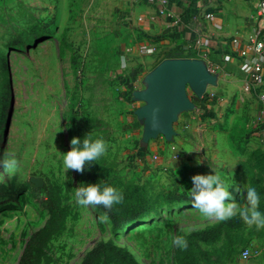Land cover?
Returning <instances> with one entry per match:
<instances>
[{
  "label": "rangeland",
  "instance_id": "1",
  "mask_svg": "<svg viewBox=\"0 0 264 264\" xmlns=\"http://www.w3.org/2000/svg\"><path fill=\"white\" fill-rule=\"evenodd\" d=\"M132 8L131 0H0V158L10 152L20 161L15 170L0 167V264H17L51 216L35 197L32 177L53 187L63 215L40 264H81L94 245L108 240L129 248L141 264H180L185 248L174 239L218 224L193 206L189 189L197 174L217 169L227 175L229 204L237 208L247 204L246 193L241 199L237 192L258 179L264 200V130L247 90L201 97L188 84L192 104L177 113L169 131L147 130V102L138 93L177 54L128 52L138 23ZM17 53L18 104L8 88L11 79L14 87ZM78 132L108 145L97 162L100 181L123 196L137 190L154 200L150 221L114 230L106 214L78 204L83 171L63 163ZM170 192L188 199L167 202ZM192 250L195 264H264V228L245 225L211 242L192 240Z\"/></svg>",
  "mask_w": 264,
  "mask_h": 264
},
{
  "label": "crops",
  "instance_id": "2",
  "mask_svg": "<svg viewBox=\"0 0 264 264\" xmlns=\"http://www.w3.org/2000/svg\"><path fill=\"white\" fill-rule=\"evenodd\" d=\"M260 1H132L138 23L133 30L136 44L128 52L141 56L148 50L151 56L155 50L172 49L177 54L172 59L199 60L212 76L204 92L214 97L219 90H225V97H230L236 89L247 90L245 97L254 100L257 120L264 130V101L260 98L264 81L260 85L251 82V67L256 58L251 41L264 27V21L256 15ZM161 9L171 12L172 17L160 14ZM235 38L238 44L232 43Z\"/></svg>",
  "mask_w": 264,
  "mask_h": 264
},
{
  "label": "trees",
  "instance_id": "3",
  "mask_svg": "<svg viewBox=\"0 0 264 264\" xmlns=\"http://www.w3.org/2000/svg\"><path fill=\"white\" fill-rule=\"evenodd\" d=\"M8 88L9 93H11L14 89L12 81L8 85ZM4 100L5 104L7 99L5 98ZM77 135L81 138L83 137L80 132H78ZM83 174L85 183L100 182L99 166L97 162H93L90 167L86 166L83 170ZM251 183L252 187L257 190L260 196L259 205L263 206V193L258 179L253 178ZM33 188L37 201L51 211V216L43 228L31 235L17 264H40L42 250L46 247L49 239L62 228L63 215L58 208L53 187L49 184H45L43 187L34 184ZM3 195H5V190L0 187V198ZM165 195L167 202L188 199L187 196L177 195L173 192L166 193ZM94 207L109 217L114 230H120L126 227L129 223H135L142 220L145 221V219H147L155 210V203L152 198L144 196L137 190H128L123 196V201L119 204L113 205L111 209L105 208L103 205H96ZM245 225L247 224L241 218L240 214L237 213L234 219L227 223H218L213 226H208L205 229L192 232L187 237L188 246L184 249L181 255L180 264H195L192 240L211 242L217 239L223 232L241 229ZM103 263L141 264L129 248L120 246L113 240L98 242L85 254L81 262V264Z\"/></svg>",
  "mask_w": 264,
  "mask_h": 264
},
{
  "label": "clouds",
  "instance_id": "4",
  "mask_svg": "<svg viewBox=\"0 0 264 264\" xmlns=\"http://www.w3.org/2000/svg\"><path fill=\"white\" fill-rule=\"evenodd\" d=\"M72 148L63 156L66 170L82 172L86 166L90 167L93 162H99L108 151V145L102 138H92L88 133L83 138L77 136L71 140ZM19 159L14 153H5L0 158V167L6 170H15L19 167ZM229 177L215 169L212 174H197L193 177V187L189 189V195L193 206L205 216L216 223H227L234 219L237 212L249 226L257 229L264 228V211L259 209L260 196L254 187L238 191L241 199L245 198L247 204L243 208H237L229 194ZM77 202L81 206L103 205L111 209L113 205L123 201V193L111 184L83 183L75 192ZM173 243L187 248L188 243L184 237H176Z\"/></svg>",
  "mask_w": 264,
  "mask_h": 264
},
{
  "label": "water",
  "instance_id": "5",
  "mask_svg": "<svg viewBox=\"0 0 264 264\" xmlns=\"http://www.w3.org/2000/svg\"><path fill=\"white\" fill-rule=\"evenodd\" d=\"M211 80L210 72L199 60L168 59L163 62L149 78L147 90L138 93V97L147 102V130L168 132L177 113L192 104L187 96L188 84L201 96ZM31 181L39 187L44 186L42 178L32 177Z\"/></svg>",
  "mask_w": 264,
  "mask_h": 264
},
{
  "label": "built area",
  "instance_id": "6",
  "mask_svg": "<svg viewBox=\"0 0 264 264\" xmlns=\"http://www.w3.org/2000/svg\"><path fill=\"white\" fill-rule=\"evenodd\" d=\"M134 2H151V3H166L167 0H132ZM160 14H165L169 17H172V13L161 9ZM213 14H210L212 16ZM257 17L264 21V0L260 1V4L257 9ZM259 33L256 35L255 39L251 41V48L254 50L255 60L251 67V82L253 85H260L264 81V27L258 30ZM233 44H238L239 40L234 39ZM152 51V48H151ZM260 98L264 101V92L261 93ZM251 256L250 250L247 248L243 251V257L248 259Z\"/></svg>",
  "mask_w": 264,
  "mask_h": 264
},
{
  "label": "bare ground",
  "instance_id": "7",
  "mask_svg": "<svg viewBox=\"0 0 264 264\" xmlns=\"http://www.w3.org/2000/svg\"><path fill=\"white\" fill-rule=\"evenodd\" d=\"M19 54L17 53L14 57L13 60V64H12V70H11V74H13L15 81H14V89H15V102L16 104H18L21 99H22V93H21V89H22V85L18 76L19 73ZM146 222L150 221V217H148L147 219H145ZM133 223H129L125 228H129L130 226H132Z\"/></svg>",
  "mask_w": 264,
  "mask_h": 264
}]
</instances>
